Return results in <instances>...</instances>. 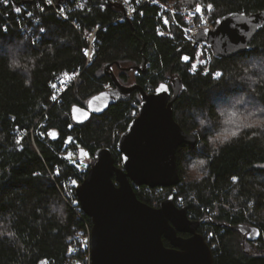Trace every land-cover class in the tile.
Returning <instances> with one entry per match:
<instances>
[{"label": "trees", "instance_id": "1", "mask_svg": "<svg viewBox=\"0 0 264 264\" xmlns=\"http://www.w3.org/2000/svg\"><path fill=\"white\" fill-rule=\"evenodd\" d=\"M13 1L24 10L18 13L11 0H0V264H89L84 240L91 220L80 211L73 192L98 149L109 148L115 164L121 165L115 146L141 103L134 91L85 123L72 120L73 107L86 108L91 97L114 87L103 73L106 65L120 84L137 85L147 93L161 83L172 89L171 81L179 80L181 90L172 106L176 123L192 135L197 121L209 124L195 136V145L183 144L176 151L179 185L134 187L137 199L157 208L173 195L191 220L203 221L198 233L212 251L213 264H264V134L229 127L239 136L218 153L208 149V137L224 116H245L251 107L264 105V83L250 92L247 84L237 82L240 64L251 66L250 75L264 82V26L249 51L228 58L210 52V71L203 73L192 69L196 49L180 29L170 25L171 36L159 33L158 27L165 26L156 6L146 3L133 19L120 21L118 5L86 0L85 8L65 20L41 0ZM55 1L73 5L77 0ZM158 1L177 8L211 6L214 24L228 14L264 9V0ZM94 29L95 54L88 63L82 54L88 44L84 34ZM30 54L36 57L34 71L7 69L8 60ZM77 71V81L53 101L57 75ZM214 72L220 75L214 78ZM242 94L243 103L236 106ZM16 129L28 133L20 150L15 147ZM197 157L209 161L207 175L200 179L186 170ZM238 227H256L260 238L249 242ZM163 244L169 246L165 240Z\"/></svg>", "mask_w": 264, "mask_h": 264}, {"label": "water", "instance_id": "2", "mask_svg": "<svg viewBox=\"0 0 264 264\" xmlns=\"http://www.w3.org/2000/svg\"><path fill=\"white\" fill-rule=\"evenodd\" d=\"M263 26L264 9L249 15L232 13L218 18L213 30L201 31L195 42H205L215 57H233L250 50L253 36ZM103 73L111 77L114 87L91 97L86 108L73 107L75 123L102 115L134 91L139 92L141 103L115 146L121 165L115 164L109 148L98 149L85 179L73 192L80 210L91 220L89 264H213L212 251L198 233L203 221L191 220L185 207L176 206L173 195L154 208L139 201L134 192V187L179 185L176 151L183 144L197 142L174 120L172 106L181 90L179 80L171 81L172 89L161 83L147 93L137 85L120 84L111 65ZM238 228L249 242L260 238L256 227Z\"/></svg>", "mask_w": 264, "mask_h": 264}, {"label": "built area", "instance_id": "3", "mask_svg": "<svg viewBox=\"0 0 264 264\" xmlns=\"http://www.w3.org/2000/svg\"><path fill=\"white\" fill-rule=\"evenodd\" d=\"M45 2L47 5H52L56 9V13L58 17L62 19H67L70 12L75 10H82L86 6V0H77L73 3V5L68 3L67 1H62L59 4H56L55 0H41ZM112 4H116L120 8L121 19H133L136 14L141 13V8L146 3L149 5L156 6L158 9V17L161 19V25L165 26V28L158 27V31L161 35L171 36V32L169 29L170 25L181 30L183 39L192 44L196 49L195 60L193 62L192 67L195 70H200L203 73H208L210 71L209 65L211 61V50L210 47L205 42H195V37L203 30H213L214 23L210 18L211 6H204L202 4H198L193 8H188L187 6H183L181 8H177L174 3L163 4L158 0H108ZM18 6V5H17ZM18 8L24 10L21 4H19ZM199 9V11L197 10ZM20 13V12H18ZM31 12H29L26 16L27 18L31 17ZM93 31L96 30L94 29ZM93 31L85 35V39L88 44L86 48H83L82 54L86 58L87 62L90 63L95 54V43ZM218 72L213 73V77H218L216 74ZM79 78V71L76 73L65 76L64 74L57 75L56 80L52 84L53 90V101H57L60 99L61 95L70 88ZM15 147L17 150L22 148L23 139L27 136L26 131H20L18 129L15 130ZM47 134L50 137L55 136L53 130H48ZM43 137V134H41ZM179 201L180 198L178 199ZM81 211V210H80ZM82 212V211H81ZM83 213V212H82ZM84 214V213H83ZM85 244L89 247L90 243V230L88 231L87 237L84 240Z\"/></svg>", "mask_w": 264, "mask_h": 264}, {"label": "clouds", "instance_id": "4", "mask_svg": "<svg viewBox=\"0 0 264 264\" xmlns=\"http://www.w3.org/2000/svg\"><path fill=\"white\" fill-rule=\"evenodd\" d=\"M35 61L36 57L30 54L24 58L8 60L6 67L11 72L28 74L34 71ZM252 70L253 68L251 66H244L243 64H240V75L237 77V82L247 84L250 92L254 89L253 86L264 83L260 79L250 75ZM243 98L244 94H242L241 98L236 101V106H240L243 103ZM245 117L247 119V124L244 128L240 129V132L247 129H256L257 131L253 133V135L264 134V105L251 107L250 110L245 113ZM208 126V122L204 119L197 121L196 130L193 132V136H198ZM232 132L235 131L224 134L223 125L222 123H219L216 130L208 137V149L210 153H218L219 149L223 145L230 143L240 134L239 132H235V135H231ZM225 136H227V138H224ZM208 163V159L197 157L186 165V170L190 173H196V178L200 179L204 175H207Z\"/></svg>", "mask_w": 264, "mask_h": 264}, {"label": "rangeland", "instance_id": "5", "mask_svg": "<svg viewBox=\"0 0 264 264\" xmlns=\"http://www.w3.org/2000/svg\"><path fill=\"white\" fill-rule=\"evenodd\" d=\"M17 8H18V6H17ZM211 12H212V8H211L210 13ZM93 33L95 35V31H93ZM94 35H92L93 38H94ZM192 69L195 70L193 67H192ZM222 123H223L222 125H223V128H224L223 129V133L226 134V133L229 132V130L227 129L229 127L230 128H235L237 126L245 127L246 124H247V119H246L245 116H235L234 113L232 112L231 114H227L226 116L223 117ZM193 174H196V173H193Z\"/></svg>", "mask_w": 264, "mask_h": 264}, {"label": "snow or ice", "instance_id": "6", "mask_svg": "<svg viewBox=\"0 0 264 264\" xmlns=\"http://www.w3.org/2000/svg\"><path fill=\"white\" fill-rule=\"evenodd\" d=\"M197 10L199 11V9H197ZM16 11H17V12H20V8H16ZM29 15H31V14H29ZM40 31H41V32H44L45 30H44L43 28H41ZM216 75L219 76L220 73H217ZM161 87H163V86H161ZM235 134H236L235 132H232V133H231V135H235ZM224 138H227V136H225Z\"/></svg>", "mask_w": 264, "mask_h": 264}, {"label": "flooded vegetation", "instance_id": "7", "mask_svg": "<svg viewBox=\"0 0 264 264\" xmlns=\"http://www.w3.org/2000/svg\"><path fill=\"white\" fill-rule=\"evenodd\" d=\"M181 236H182V237H187V235H185V234H182Z\"/></svg>", "mask_w": 264, "mask_h": 264}]
</instances>
